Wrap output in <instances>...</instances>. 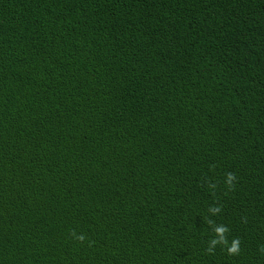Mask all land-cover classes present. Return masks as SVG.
<instances>
[{"label": "trees", "instance_id": "obj_1", "mask_svg": "<svg viewBox=\"0 0 264 264\" xmlns=\"http://www.w3.org/2000/svg\"><path fill=\"white\" fill-rule=\"evenodd\" d=\"M262 246L264 0H0V264Z\"/></svg>", "mask_w": 264, "mask_h": 264}, {"label": "clouds", "instance_id": "obj_2", "mask_svg": "<svg viewBox=\"0 0 264 264\" xmlns=\"http://www.w3.org/2000/svg\"><path fill=\"white\" fill-rule=\"evenodd\" d=\"M235 180H236L235 173H231L230 172V173H227L226 174L225 183L228 186V189L229 190H233L234 189V187H235V184H234ZM209 187L215 188L216 185L215 184H210ZM209 211H211L213 214H216V213H218L220 211V207H210L209 208ZM208 223L210 225H213L214 224V222H210V221H208ZM213 231L215 233V238H213L209 242V246L206 249V252L208 254H212L214 248L218 244H223V245H225L227 247V255H229V256H233V255H238L239 254L240 241H239L238 238H234L231 241V245L230 246H227L228 245V242L225 239V235H224L227 231H229V229L227 227H225L223 225L215 226ZM76 239L79 240V241H83L84 240V236L83 235L77 236ZM261 251L264 252V246H262Z\"/></svg>", "mask_w": 264, "mask_h": 264}]
</instances>
